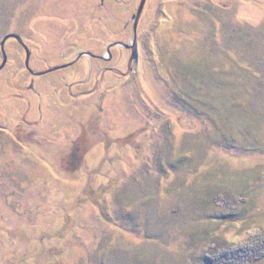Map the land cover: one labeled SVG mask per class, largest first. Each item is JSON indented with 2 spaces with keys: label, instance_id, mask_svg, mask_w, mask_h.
Returning a JSON list of instances; mask_svg holds the SVG:
<instances>
[{
  "label": "rangeland",
  "instance_id": "rangeland-1",
  "mask_svg": "<svg viewBox=\"0 0 264 264\" xmlns=\"http://www.w3.org/2000/svg\"><path fill=\"white\" fill-rule=\"evenodd\" d=\"M140 3L0 0V264H264V0Z\"/></svg>",
  "mask_w": 264,
  "mask_h": 264
},
{
  "label": "water",
  "instance_id": "water-1",
  "mask_svg": "<svg viewBox=\"0 0 264 264\" xmlns=\"http://www.w3.org/2000/svg\"><path fill=\"white\" fill-rule=\"evenodd\" d=\"M146 3V0H141V3H140V6L138 8V11H137V14L135 15V23H134V35H135V41L131 44H125V43H121V45L119 46H123L127 49H131V48H134V44L136 42V39H137V30H138V23H139V20H140V17H141V14H142V11H143V8H144V5ZM16 39L18 42H20L24 48H25V51H26V67L27 69L34 75H37V76H43L47 73H51V72H54L58 69H61V68H64V67H69L71 66L73 63L69 64V65H65V66H61V67H57V68H54V69H51V70H48V71H45V72H34L31 68H30V52H29V48L24 44L23 40L21 39L20 36L16 35V34H10V35H7L3 38V40L1 41V51H2V54H3V62L0 66V71L4 69V67L6 66L7 62H8V57L6 55V52H5V45H6V42L9 40V39ZM113 47L115 46H118L116 44L112 45Z\"/></svg>",
  "mask_w": 264,
  "mask_h": 264
},
{
  "label": "trees",
  "instance_id": "trees-1",
  "mask_svg": "<svg viewBox=\"0 0 264 264\" xmlns=\"http://www.w3.org/2000/svg\"><path fill=\"white\" fill-rule=\"evenodd\" d=\"M72 156V161L70 160V168L72 167L73 169L79 168L80 165L82 164V156L80 154H78L77 156L75 155V152L71 154ZM229 251H226V255H224V257L218 258L217 257L215 259L220 260V259H224L226 260L228 263L227 264H252L254 261H256V257L254 256L253 258L250 257V255L248 253H243L242 255H237L236 256H232V254L228 253ZM250 258V261H248V259ZM231 259V260H230ZM237 259V260H236ZM216 260V261H217Z\"/></svg>",
  "mask_w": 264,
  "mask_h": 264
}]
</instances>
